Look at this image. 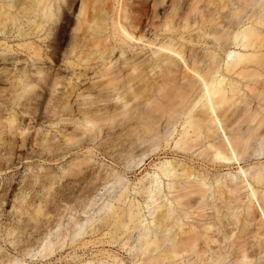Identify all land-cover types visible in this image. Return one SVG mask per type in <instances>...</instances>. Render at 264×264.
<instances>
[{
	"label": "bare ground",
	"instance_id": "bare-ground-1",
	"mask_svg": "<svg viewBox=\"0 0 264 264\" xmlns=\"http://www.w3.org/2000/svg\"><path fill=\"white\" fill-rule=\"evenodd\" d=\"M79 1L77 23L69 32ZM6 4L8 9L0 6V31L20 24L18 35L24 37L29 55L11 84L16 100L30 101L49 91L54 101L46 118L62 134L60 140L43 143L45 148L65 144L66 154L90 140L94 144L83 153L91 155L98 138L117 133L96 149L114 162L126 158L118 170L106 175L98 170L100 184L110 192L123 183L126 163L133 160L140 173L148 169L142 162L150 150L159 148L148 164L168 155L174 159L171 165L163 162L161 174L138 191L147 198V206L155 203L148 223L140 209L121 212L120 204L109 202V196L104 199L100 220L104 228L111 226L109 241H123L122 247L130 249L139 246L138 264H264V255L259 256L264 252V163L248 178L239 162L246 176L241 182L217 178L207 167L240 160L264 137V0H6ZM146 22L155 30L151 35ZM202 43L206 46L201 48ZM233 45L244 49H232ZM62 57L69 59L63 64L69 76L58 66ZM179 126L170 152V139ZM9 128H20L15 116ZM118 145L122 150L116 157ZM90 159L72 157L61 178L70 175L76 186L90 172ZM94 169L92 174L97 173ZM162 176L170 180L172 202L163 192ZM96 185L67 197L55 187L54 201L66 203L53 216L64 217L83 197L93 201ZM125 196L123 190L116 200ZM50 201L51 194L43 196L30 221L20 228L44 224ZM93 224L86 216L68 223L72 229L60 223L56 229L47 227L38 246L24 254L50 256L64 247L67 238L73 243L78 235L101 229L100 225L89 229ZM113 260L116 263L100 264H121L116 256ZM23 261L6 256L0 248V264Z\"/></svg>",
	"mask_w": 264,
	"mask_h": 264
},
{
	"label": "rangeland",
	"instance_id": "rangeland-1",
	"mask_svg": "<svg viewBox=\"0 0 264 264\" xmlns=\"http://www.w3.org/2000/svg\"><path fill=\"white\" fill-rule=\"evenodd\" d=\"M0 6L8 9L6 0H0ZM79 6L80 1L72 13L73 20L70 24L69 32H72L76 26ZM20 27V24L13 27L9 25V27L6 26L5 31H0V248L5 251L6 256H18L24 259L23 264H80V259L92 260L94 264H100V260L116 263V260H113L114 256L120 259L121 264H138L139 261H136L135 254L139 246L130 249L128 245L122 247L123 241L121 243L120 240L109 241V237L111 236L109 229L111 226L108 228L101 226L100 217L104 211L99 210V206L109 196V202L121 205V212H126L129 207L140 209L141 213L144 214L145 222L148 223V221L152 220L155 203L147 206V198H144L138 191L151 177L156 176V173L160 172L159 168L163 162L171 165L174 159L168 155L169 157L158 159L154 163L148 164L149 162L151 163V156L159 149L156 148L155 150H150L145 161L142 162H145L148 168L142 173L138 169L139 165H136L133 160L130 163H126L125 166L122 164L124 166L121 172L123 183L117 185L110 192L105 185L100 184L102 179L97 177L99 174L98 170L103 169V175L115 169L118 170L121 162L124 163V159L126 158L120 157V159L114 162L112 156L100 154L99 151L96 152V149L99 142L109 137L114 138L117 133L106 134L103 138H98V142L95 144V152L91 155L83 153L88 146L91 147L94 144L90 140L85 141L83 146L75 145L66 154L64 152L68 148L65 147V144L62 145L64 148H51L49 146L45 148L43 143L50 144L60 140L59 135L62 134L57 129H54V125L46 118V116L49 117L52 114L51 111L54 107V101L51 98L50 92L43 91L40 96L33 97L30 101H26L25 99L16 100L11 86L24 70L25 65H27L26 62L29 61L28 51L23 47L25 39L21 35H18ZM152 27L150 23L146 22L145 30L149 31V35L155 31ZM149 35L147 34L146 37H149ZM35 39L37 40V37ZM202 44L199 45L201 48L206 46V44ZM232 47V49L236 50L244 49L240 46L233 45ZM116 56H120V53ZM68 60L62 57L58 66H62L65 69L63 64ZM62 74L70 75L68 69H65ZM26 102L28 105L24 104ZM200 107L201 105L199 104L197 108ZM13 116H15V123L20 125V128L17 130H10L9 128V120ZM25 127H29V130H23L24 133H21L22 128ZM60 128L63 132L64 128ZM181 128L182 126H179L170 139L168 147L170 152L175 149V140ZM67 132L70 133L71 130ZM81 136L85 138V135L82 134ZM47 137H50L49 141H46ZM223 137L222 134L218 139H222ZM255 144L256 148L259 149H250L249 151L253 152L244 154L240 160H232L228 163L226 162L230 165H219L216 168L207 166L208 169L210 172L216 173L218 175L217 178L227 177L233 182H241L246 178L240 167H238L239 162H241L249 178L250 173L260 166L262 162L264 163V149H261V147L264 148V137L259 138ZM114 149L113 155L118 157V152L122 148L118 145ZM136 150L137 148H134V151ZM57 153H63L64 156H55ZM85 155L91 156L90 164L92 167L89 169L90 172L87 174V177L80 183H77L76 186H73L70 175H66L64 178H61V175L69 167L72 157L78 156L79 159H82ZM181 159L184 160V158ZM195 163L197 164L199 161L195 160ZM93 169L97 173L92 174ZM161 179L163 192L168 201L172 202V193H169L168 188L170 180L165 176H162ZM55 180L57 182H54ZM96 183V188L91 195L92 197L96 196L93 201H90L87 197H83L75 204V208L71 212H68V210L64 212V217L53 216L56 211L60 212L64 210L66 203L62 199L54 201L55 187L64 193V197L69 195L79 196L83 191ZM123 190H126V196L123 201L119 202L116 198ZM48 194H51V204L48 209L50 210L49 214L44 216L46 222L40 225L38 223L37 227L27 225L21 229V226L30 221V213L34 207L39 204L43 196ZM209 199H211V196H209ZM86 216H91L94 221V224L89 229L92 227L98 229L100 225L101 229L98 232L91 233L88 230L89 232L78 235L73 243L67 238L64 247L58 248L52 255L44 258L32 255L35 253L34 251H32V254H24L27 248L38 246L46 231L49 230H45V228L52 226V228L56 229L57 224L60 223L62 226L72 229L71 225H67L68 223L71 224ZM58 218L60 220L56 222ZM31 222L34 224L35 221L31 220ZM120 236L122 237V234ZM54 237L55 235H52V238ZM111 240L113 239L111 238ZM107 251L112 255L108 256ZM263 255L264 252L259 254V256Z\"/></svg>",
	"mask_w": 264,
	"mask_h": 264
}]
</instances>
